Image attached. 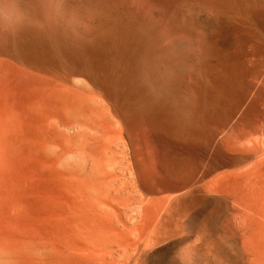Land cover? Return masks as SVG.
Listing matches in <instances>:
<instances>
[{"label":"bare ground","instance_id":"1","mask_svg":"<svg viewBox=\"0 0 264 264\" xmlns=\"http://www.w3.org/2000/svg\"><path fill=\"white\" fill-rule=\"evenodd\" d=\"M236 18L261 33L251 97L183 179L164 136L205 118L177 96ZM0 264H264V0H0Z\"/></svg>","mask_w":264,"mask_h":264},{"label":"rangeland","instance_id":"2","mask_svg":"<svg viewBox=\"0 0 264 264\" xmlns=\"http://www.w3.org/2000/svg\"><path fill=\"white\" fill-rule=\"evenodd\" d=\"M226 23L227 22L222 19L218 22H212L207 31V38L209 37V41H212L217 47V58L213 57V59H211L207 65L208 69H213V72H208L205 78L197 77L196 75L194 76L192 73H189V82L191 83V85L189 86L191 87V92L188 93L190 95L182 94L179 97L177 96V100L179 103H181V107H183L182 109L184 111L186 110L189 114L202 115L205 119H202L203 121L200 120L189 122L186 127L176 122L177 124L174 125L173 132L164 136V141L166 144L174 145L179 150V156L176 158V160L174 159L172 162L174 163L173 167L180 171L183 179L189 176V174L192 175L197 173V170L199 168V163L195 159H193L189 154L190 147L198 146L201 143H205L209 139V137L214 133V129L220 126L221 122L219 120H215L213 118L214 115H227L237 111L240 107L246 105V103L250 100L252 86L257 76L260 61L258 51V40L261 34L260 31L255 27V25H252L249 21L244 22L243 20L236 18V20L233 21V25L235 29H239L236 30V33H232L231 31L230 33L225 30ZM213 31L215 35L213 34ZM230 53L231 55L229 56ZM234 53L236 56L234 55ZM229 57H231V59ZM253 60H255V62H253ZM57 61L59 63L61 62L60 64L63 65V60H61V58L58 57ZM215 67H218L219 69H216ZM211 77L212 79H210ZM195 83L197 84L195 85L196 88L193 87ZM228 83H230L233 87ZM221 90L224 92H221ZM199 91H201V93ZM252 105L253 106L251 109L252 111H254L256 104L252 103ZM168 111H178V107H175ZM161 116L166 118L165 113H162ZM26 118L27 120H25ZM21 119L22 121H20V123L22 122L24 126L22 128H25V130L29 131L31 130L32 133L34 132L36 134V128L39 127L37 126L39 125V119L34 115H28L25 118L23 116H20L19 120ZM25 124H27V127L29 129H26ZM40 146L41 145L38 142L35 143L37 160H43L47 157L45 154L42 153L41 149H39ZM200 151V154H203V151ZM205 215L207 214H205L204 212L197 213L196 220L198 219V222L203 221L206 218ZM180 251L181 247L174 246L165 251L161 250L160 255L163 258L171 255L177 256ZM164 260L166 259L164 258Z\"/></svg>","mask_w":264,"mask_h":264}]
</instances>
